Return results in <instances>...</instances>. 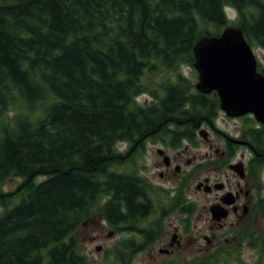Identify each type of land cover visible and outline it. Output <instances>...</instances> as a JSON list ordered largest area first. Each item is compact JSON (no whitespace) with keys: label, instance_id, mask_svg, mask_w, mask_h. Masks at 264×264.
<instances>
[{"label":"trees","instance_id":"16d2710c","mask_svg":"<svg viewBox=\"0 0 264 264\" xmlns=\"http://www.w3.org/2000/svg\"><path fill=\"white\" fill-rule=\"evenodd\" d=\"M229 26L264 50V0H0V185L24 178L0 194V264H89L77 231L96 218L131 235L118 242L131 264L143 244L127 225L149 212L140 202L148 188L114 170L135 155L117 145L141 148L159 131L179 145L191 120L217 117L216 94L199 93L179 70L194 69L197 41ZM164 72L177 75L160 89L143 82ZM142 94L154 101L139 105Z\"/></svg>","mask_w":264,"mask_h":264},{"label":"flooded vegetation","instance_id":"af4514ba","mask_svg":"<svg viewBox=\"0 0 264 264\" xmlns=\"http://www.w3.org/2000/svg\"><path fill=\"white\" fill-rule=\"evenodd\" d=\"M214 94L207 96L214 98ZM220 113L222 112L218 110L217 117L213 120L197 122L191 120L188 138L180 140L179 145L172 143L171 132L159 131V136H156L157 144L162 147L156 150L161 159L157 165L160 170L159 178L162 179V183L171 185L154 187L138 176L144 180L148 188L145 198L140 199V202L148 206L149 211L137 226L127 225L134 231L131 234L142 239L140 243L143 244V248L138 253L149 248L153 242L158 243L165 228L164 222H168V229H171L173 222L178 221L177 190L180 191L181 188L184 191V197L182 196L184 205H180L183 212L180 214L184 218L182 221L184 232L188 233L184 239H189L191 233L189 216L199 214V207L203 211V219L206 220L204 228L201 229L206 232L202 235L204 245L196 246L200 253H228L238 264H243L240 258L243 246L239 243L249 241L250 246H246L245 249L256 247L255 228L259 221H264L263 213L260 211V206L264 203V194L259 195L264 193L261 182L264 168V126L255 120H245L244 125H237L242 120L235 119L243 117L228 118L223 113L226 120H217ZM230 123L231 129L227 130L226 125ZM149 140L150 138L141 140V148L127 145L129 149L123 155L142 151ZM183 144L184 153L180 152ZM199 146H202L201 150L197 149ZM183 155L186 156L184 166L187 170L181 168ZM178 174H181V179L176 183ZM193 193H201V200L194 198ZM109 228L112 230L110 235L116 234L111 227ZM172 234L169 242L164 239L165 248L159 250L161 254L167 257L176 256L180 253L179 249L186 252L195 246L191 245L192 241L182 245L185 240L176 228ZM227 236L231 238L228 239ZM172 242H175V245H172ZM210 256L203 258L209 259ZM186 260L183 258V263H187Z\"/></svg>","mask_w":264,"mask_h":264},{"label":"rangeland","instance_id":"374dc122","mask_svg":"<svg viewBox=\"0 0 264 264\" xmlns=\"http://www.w3.org/2000/svg\"><path fill=\"white\" fill-rule=\"evenodd\" d=\"M226 15L230 19V22L233 24L236 23L237 20V14L234 10L226 8L225 9ZM253 54L255 55L258 67L260 70L264 69V50L257 48V47H251ZM180 73L190 82V84L194 85L197 82V75L192 67L188 66H182L180 68ZM177 75V72H171V73H160L156 76H148L146 75L144 77V83L151 84L153 88H159L161 85H163L164 82H168V80L173 81ZM154 100L151 98L149 94H142L137 98V103L141 106L148 105L152 103ZM17 113L13 109H11L8 116L5 118V120H10V118H13V116ZM217 120H226L224 115L220 113ZM235 120H242L237 125H244L245 120H254L251 116H246L241 119H235ZM226 129H231V123L229 125H226ZM184 144L180 148V152H183L185 150ZM158 148L162 147L157 144V140L150 139L146 142L145 147L142 148L141 152L135 153V155L132 157V160L123 166V168L120 169H114L115 171L119 172H125V173H133L137 174L138 176L142 177L144 180L149 182L151 186H170L171 184H165L161 182V178H159V172L160 170L157 168V165L159 162H161V159L156 153V150ZM129 147L126 144H118L117 145V152L118 153H126L128 151ZM197 149H202V146H199ZM192 150V149H191ZM193 152L195 150H192ZM244 152V151H242ZM184 153V152H183ZM182 166L181 168L184 170H187V167L184 166V160L186 158L185 155L182 156ZM262 174H261V182L263 184L264 188V168H262ZM186 172V171H185ZM261 173V172H260ZM44 177H38L35 178V182L43 181ZM181 174L177 175V180L180 181ZM24 181V178L15 177L8 179L4 184L0 185V194H8L11 192H14L18 186ZM175 185V184H173ZM179 193V191L177 190ZM183 197H184V191ZM264 194H259L260 196ZM194 198H198L201 200L202 194H194ZM173 196V194H172ZM166 195L163 196L165 198ZM18 199H15V202H17ZM3 209L0 206V214L2 213ZM199 214L194 215L193 217L189 216L190 221V236L189 239H184V236H186L188 233L184 232L183 229V215L178 213L177 216V222H173V226L171 229L169 228V223L164 222V230L163 234L160 235L158 239V243L150 245L149 248L144 250L141 253H138L132 258L131 264H198V260L203 257H208L210 255H214V253L210 254H204L200 253L196 246L198 244L204 245L203 243V237L202 235L206 233L204 230H201L204 228L205 219L203 215V211H201V207L198 208ZM142 227V225H140ZM178 231V233L183 237L185 242H182L181 244H187L188 242H191V245H195L192 250L183 252L181 249L180 253H178L176 256H170L167 257L159 252L160 249L165 248L164 247V239H167L168 242L170 241L171 235H173V229ZM256 235H255V242L256 247L251 249H245L246 246H250L249 241H242L239 243V245H242V253H241V260L243 264H264V259L261 255V250L264 248V221H259L258 226H256ZM111 229L107 225L106 222L102 220H97V218L92 222H87L78 229L77 231V245L83 255L86 256L89 264H126V260L128 259L127 255H124L122 251L118 248V242L121 239L131 237V235L126 234H113L110 235ZM202 231V232H201ZM136 240L141 242L142 239L135 236ZM228 239H230V236H227ZM233 238V237H232ZM176 242V239H175ZM175 242H172V245H175ZM100 248V251H96L97 248ZM182 251V252H181ZM219 255V253L216 254V257ZM106 257H108V260H106ZM117 257L118 262H115L113 259ZM178 257V258H177ZM183 258H186L187 263H183ZM216 260V259H215ZM207 264V262H206ZM231 264H238L236 261Z\"/></svg>","mask_w":264,"mask_h":264},{"label":"water","instance_id":"95a60500","mask_svg":"<svg viewBox=\"0 0 264 264\" xmlns=\"http://www.w3.org/2000/svg\"><path fill=\"white\" fill-rule=\"evenodd\" d=\"M193 54L196 90L202 94L215 91L227 117L251 114L264 126V75L257 72L256 58L242 31L228 27L218 37L201 38Z\"/></svg>","mask_w":264,"mask_h":264},{"label":"bare ground","instance_id":"6f19581e","mask_svg":"<svg viewBox=\"0 0 264 264\" xmlns=\"http://www.w3.org/2000/svg\"><path fill=\"white\" fill-rule=\"evenodd\" d=\"M242 92H243V91H242ZM251 93H252V92H251ZM242 96H243V95H242ZM240 97H241V96H239V98H240ZM245 97H246V96H245ZM239 98H238V99H239ZM242 98H243V97H242ZM232 99H233V98H232ZM238 99H237V100H238ZM250 101H251V100H250ZM235 105H236V104H235Z\"/></svg>","mask_w":264,"mask_h":264}]
</instances>
